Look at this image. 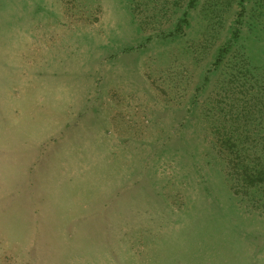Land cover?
Wrapping results in <instances>:
<instances>
[{
  "label": "rangeland",
  "instance_id": "obj_1",
  "mask_svg": "<svg viewBox=\"0 0 264 264\" xmlns=\"http://www.w3.org/2000/svg\"><path fill=\"white\" fill-rule=\"evenodd\" d=\"M227 134L264 158V0H0V264H264Z\"/></svg>",
  "mask_w": 264,
  "mask_h": 264
},
{
  "label": "trees",
  "instance_id": "obj_2",
  "mask_svg": "<svg viewBox=\"0 0 264 264\" xmlns=\"http://www.w3.org/2000/svg\"><path fill=\"white\" fill-rule=\"evenodd\" d=\"M225 138L220 139L219 154L225 158L228 180L234 192L246 196L249 192L263 188L264 158L252 157L244 141H234V137L228 134Z\"/></svg>",
  "mask_w": 264,
  "mask_h": 264
}]
</instances>
